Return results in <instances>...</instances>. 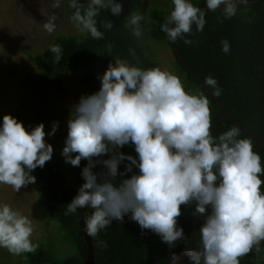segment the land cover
<instances>
[{
    "label": "clouds",
    "instance_id": "clouds-1",
    "mask_svg": "<svg viewBox=\"0 0 264 264\" xmlns=\"http://www.w3.org/2000/svg\"><path fill=\"white\" fill-rule=\"evenodd\" d=\"M67 3L76 29L93 39L103 38L96 26L101 10L113 16L122 12L119 0ZM59 4L54 0L52 6ZM171 4L160 30L169 41L179 38L192 45L196 41L187 36L193 26L196 32L203 30L206 12L220 11L223 19H229L239 7L247 8L250 0H205V8L191 0H171ZM143 20L138 9L132 10L123 26L140 38ZM54 21L50 16L42 23L49 34L56 29ZM102 26L111 29L113 23L107 20ZM220 45L228 54V40ZM49 50L53 61L59 62L60 45L51 44ZM97 78L98 91L80 96L67 120L61 156L71 166H80L82 159L86 164L80 171L83 183L65 214L91 209L84 231L93 237L127 216L141 231L150 230L172 247L184 239L177 224L181 205H194L192 215L203 222L199 247L182 252L188 264H240V257L259 251L264 241V166L251 140L241 138L239 127L213 136L207 97L189 94L177 75L158 66L142 68L117 58ZM203 83L213 95H220L214 77H205ZM29 127L26 130L10 114L0 118V185L14 191L34 183L30 173L43 168L53 153L44 139V124ZM57 127L58 122H53L47 135ZM128 145L135 156L120 151ZM121 164L123 171H118ZM97 166L101 170L93 171ZM33 232V219L0 203V248L16 256L34 253L38 244L31 239ZM178 260L172 253L171 264Z\"/></svg>",
    "mask_w": 264,
    "mask_h": 264
},
{
    "label": "trees",
    "instance_id": "trees-1",
    "mask_svg": "<svg viewBox=\"0 0 264 264\" xmlns=\"http://www.w3.org/2000/svg\"><path fill=\"white\" fill-rule=\"evenodd\" d=\"M119 2L122 5L119 16L101 10L96 17V26L103 32L102 39H93L87 33L57 35L51 44H58L62 48L59 62L53 61V53L49 50L51 44L41 56L26 55L27 61L40 70L41 77L38 82H27L25 85L33 87L39 97L24 102L11 116L22 122L26 130H30L29 126L45 124L52 116V107L51 103L46 104L43 99L52 87L61 88L60 82L64 77L72 73L80 74V86L92 94L100 87L95 74L97 67L102 75L108 64L117 58L142 68L157 66L159 61L155 46L161 45L171 51L174 70L182 80L185 91L207 97L212 135L216 136L235 125L179 62L166 34L160 30L161 23L172 8L171 0L168 1L167 9L153 6L143 13V35L140 38L133 36L123 26V21L130 11L138 9L141 12L142 7L128 0ZM191 2L200 8L206 7L205 0ZM205 19L202 31L196 32L193 26V33L187 36L196 43L185 45L178 38L174 42L175 47L188 67L203 81L208 76L216 79L221 89L218 97L238 124L264 140V0H250L247 8L239 7L237 14L229 19H223L220 11L206 12ZM107 20L113 23L111 29L102 26V22ZM224 39L230 44L228 54L221 51L220 41ZM241 138L251 140L253 150L260 155L264 166V145L251 139L242 130ZM120 151L126 155H136L131 145L122 147ZM85 164L86 161L82 159L80 166H71L64 162L61 153L53 152L43 168L32 170V175L40 182V207L47 223L54 226L57 240L45 237L34 253H26L21 264H86V244L80 221L76 213L65 214L67 204L83 183L80 171ZM100 170V166L93 169ZM118 171H123V164L118 167ZM69 177H73L76 183L72 184ZM261 188L264 189V183ZM193 211L194 205H181L177 224L183 229L184 239L177 240L172 247L161 242L159 236L150 230L141 231L138 224L127 216L123 221H112L96 236H90L95 264H170L172 253L177 255L185 248L199 247L198 230L203 221L192 215ZM80 214L84 220L91 214V209H81ZM65 247L70 251L66 252ZM263 251L264 241L259 251L253 250L240 257V264H257L260 258L264 259ZM181 262L188 264L187 259ZM4 263L7 262H0Z\"/></svg>",
    "mask_w": 264,
    "mask_h": 264
},
{
    "label": "rangeland",
    "instance_id": "rangeland-1",
    "mask_svg": "<svg viewBox=\"0 0 264 264\" xmlns=\"http://www.w3.org/2000/svg\"><path fill=\"white\" fill-rule=\"evenodd\" d=\"M85 1L81 0L82 3ZM128 1L138 3L142 7V14L153 6L169 8V0ZM53 2L54 0H0V115H14L24 102L39 97L33 87L25 85L27 82H38L41 77L40 70L27 61L26 55L41 56L57 35L81 34L70 20L73 9L68 6L67 0H60L57 7L52 6ZM50 16L55 17L56 24V29L51 34L42 27V23ZM155 51L159 61L157 66L177 75L171 51L161 45L155 46ZM95 74L97 77L101 75L99 67L96 68ZM79 78L80 74H69L61 80L60 89L52 87L43 99L44 103L49 102L52 107V116L44 124V139L55 153H61L64 146L67 120L73 106L78 103L80 96L91 94L80 86ZM97 80L100 82L98 78ZM53 122H58L57 130L48 136ZM68 179L72 184L76 183L73 177ZM39 186L40 182L36 179L34 183L22 187L19 191H14L7 185H0V203H8L33 219L34 232L31 239L37 244L42 243L47 236L52 241L57 240L54 226L47 223L40 207ZM64 250L70 251L68 247ZM25 255L26 253L11 255L6 249L0 248L1 263L3 260L9 264H21ZM263 260L260 258L257 264H264L261 262Z\"/></svg>",
    "mask_w": 264,
    "mask_h": 264
},
{
    "label": "water",
    "instance_id": "water-1",
    "mask_svg": "<svg viewBox=\"0 0 264 264\" xmlns=\"http://www.w3.org/2000/svg\"><path fill=\"white\" fill-rule=\"evenodd\" d=\"M172 50L174 55L177 57V59L179 60L180 63L183 64V66L185 67L186 70H188L189 73H191L196 80L201 84V86L203 87V89L206 91V93L215 101V103L223 110V112L230 118V120L237 126L239 127L240 130L244 131L251 139L261 143L262 145H264V140L260 139L257 135H255L254 133H252L251 131H249L248 129H246L245 127H242L238 124L236 118L229 112V110L227 108H225L223 102L219 99L218 96H215L211 93V90L208 89L204 83H203V79L201 77H199L194 71H192L188 65L186 64V62L184 61V59L181 57L179 51L176 49L174 42L170 41ZM264 183V177L262 178V184ZM261 184V185H262ZM77 217L80 221V227H81V231L83 233V237H84V241L86 244V259L85 262L86 264H95L94 261V256H93V249H92V241H91V237L89 235L86 234V232L84 231V220L80 214V210H78ZM177 256L179 257V260L177 261V264L180 263L181 261L187 259L186 256L182 255V252L177 254ZM171 264V263H170Z\"/></svg>",
    "mask_w": 264,
    "mask_h": 264
},
{
    "label": "crops",
    "instance_id": "crops-1",
    "mask_svg": "<svg viewBox=\"0 0 264 264\" xmlns=\"http://www.w3.org/2000/svg\"><path fill=\"white\" fill-rule=\"evenodd\" d=\"M263 253H264V251H263Z\"/></svg>",
    "mask_w": 264,
    "mask_h": 264
},
{
    "label": "bare ground",
    "instance_id": "bare-ground-1",
    "mask_svg": "<svg viewBox=\"0 0 264 264\" xmlns=\"http://www.w3.org/2000/svg\"><path fill=\"white\" fill-rule=\"evenodd\" d=\"M174 54V53H173Z\"/></svg>",
    "mask_w": 264,
    "mask_h": 264
}]
</instances>
